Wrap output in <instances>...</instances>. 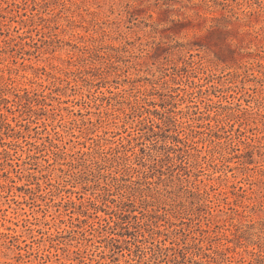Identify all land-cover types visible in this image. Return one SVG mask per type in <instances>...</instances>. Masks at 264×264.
<instances>
[{"label":"rangeland","instance_id":"1","mask_svg":"<svg viewBox=\"0 0 264 264\" xmlns=\"http://www.w3.org/2000/svg\"><path fill=\"white\" fill-rule=\"evenodd\" d=\"M152 3L0 0V264H264V0Z\"/></svg>","mask_w":264,"mask_h":264},{"label":"snow or ice","instance_id":"2","mask_svg":"<svg viewBox=\"0 0 264 264\" xmlns=\"http://www.w3.org/2000/svg\"><path fill=\"white\" fill-rule=\"evenodd\" d=\"M174 2V0H173ZM172 6L170 3V0H161L160 5H156L155 3H152L150 7L152 8H159V19L157 23H168L169 18H168V12L165 11L166 9H169ZM141 7H145L144 5H141ZM178 31V29H176ZM162 36H167L168 39H171L170 36L167 35V31L164 33H161Z\"/></svg>","mask_w":264,"mask_h":264}]
</instances>
